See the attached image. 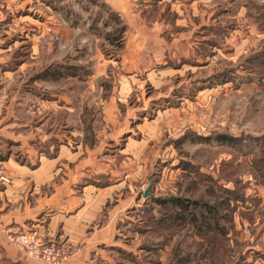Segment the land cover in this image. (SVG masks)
Returning a JSON list of instances; mask_svg holds the SVG:
<instances>
[{
	"label": "rangeland",
	"instance_id": "374dc122",
	"mask_svg": "<svg viewBox=\"0 0 264 264\" xmlns=\"http://www.w3.org/2000/svg\"><path fill=\"white\" fill-rule=\"evenodd\" d=\"M3 122L120 182L115 264H264V0H0Z\"/></svg>",
	"mask_w": 264,
	"mask_h": 264
},
{
	"label": "crops",
	"instance_id": "0c3cea01",
	"mask_svg": "<svg viewBox=\"0 0 264 264\" xmlns=\"http://www.w3.org/2000/svg\"><path fill=\"white\" fill-rule=\"evenodd\" d=\"M3 123L0 146L4 141L21 146L26 137L15 132L14 127L13 132H7ZM81 153L61 148L54 157L36 155L40 165L20 161L12 153L1 154L0 165L11 174L13 182L0 185V264H46L31 258L14 242L12 238L20 233L70 246L72 250L61 264H115L106 246L113 245L118 229L116 219L131 202L124 195L121 202H115L123 208H106L121 189L120 182L79 187L84 175Z\"/></svg>",
	"mask_w": 264,
	"mask_h": 264
},
{
	"label": "built area",
	"instance_id": "2783aa9c",
	"mask_svg": "<svg viewBox=\"0 0 264 264\" xmlns=\"http://www.w3.org/2000/svg\"><path fill=\"white\" fill-rule=\"evenodd\" d=\"M12 239L31 258L46 264H61L68 256L67 249L60 248L54 242L45 243L37 235L20 233Z\"/></svg>",
	"mask_w": 264,
	"mask_h": 264
},
{
	"label": "trees",
	"instance_id": "16d2710c",
	"mask_svg": "<svg viewBox=\"0 0 264 264\" xmlns=\"http://www.w3.org/2000/svg\"><path fill=\"white\" fill-rule=\"evenodd\" d=\"M219 137H221L222 139H230L231 138V137H229L228 135H225V134H223V135H221ZM255 162H257V160H255ZM106 183H108V182H103L101 184H104L105 185ZM149 199L152 200V201H156V202L158 201L160 204L162 203L163 205H166L168 203H171L173 205H183L182 204V200L179 197H169L166 200V199L160 198L159 196H156V197L150 196Z\"/></svg>",
	"mask_w": 264,
	"mask_h": 264
},
{
	"label": "water",
	"instance_id": "95a60500",
	"mask_svg": "<svg viewBox=\"0 0 264 264\" xmlns=\"http://www.w3.org/2000/svg\"><path fill=\"white\" fill-rule=\"evenodd\" d=\"M150 188H151V185L146 189V191L144 193V196H147V195H150L151 194Z\"/></svg>",
	"mask_w": 264,
	"mask_h": 264
}]
</instances>
